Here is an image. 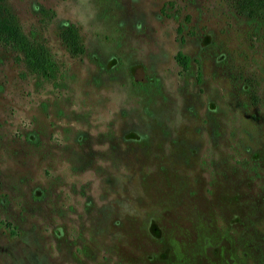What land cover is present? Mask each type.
Instances as JSON below:
<instances>
[{
  "label": "rangeland",
  "instance_id": "rangeland-1",
  "mask_svg": "<svg viewBox=\"0 0 264 264\" xmlns=\"http://www.w3.org/2000/svg\"><path fill=\"white\" fill-rule=\"evenodd\" d=\"M233 1L2 0L53 66L0 40V264H264V37Z\"/></svg>",
  "mask_w": 264,
  "mask_h": 264
},
{
  "label": "trees",
  "instance_id": "trees-1",
  "mask_svg": "<svg viewBox=\"0 0 264 264\" xmlns=\"http://www.w3.org/2000/svg\"><path fill=\"white\" fill-rule=\"evenodd\" d=\"M233 6L238 13L245 15L248 22L264 37V0H234ZM61 41L72 56L83 53V44L78 30L71 26L62 31ZM0 40L14 46L24 57L30 70L46 75L52 71L53 63L41 47H35L21 31L15 17L0 0ZM178 61L187 66L189 58L179 54Z\"/></svg>",
  "mask_w": 264,
  "mask_h": 264
},
{
  "label": "flooded vegetation",
  "instance_id": "flooded-vegetation-1",
  "mask_svg": "<svg viewBox=\"0 0 264 264\" xmlns=\"http://www.w3.org/2000/svg\"><path fill=\"white\" fill-rule=\"evenodd\" d=\"M69 28V27H68ZM67 29V28H66Z\"/></svg>",
  "mask_w": 264,
  "mask_h": 264
}]
</instances>
